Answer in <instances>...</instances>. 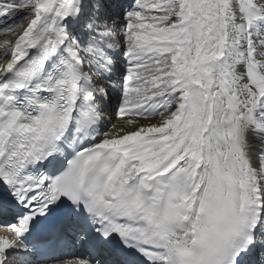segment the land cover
I'll list each match as a JSON object with an SVG mask.
<instances>
[{
	"label": "snow or ice",
	"instance_id": "snow-or-ice-1",
	"mask_svg": "<svg viewBox=\"0 0 264 264\" xmlns=\"http://www.w3.org/2000/svg\"><path fill=\"white\" fill-rule=\"evenodd\" d=\"M0 264H264V0H0Z\"/></svg>",
	"mask_w": 264,
	"mask_h": 264
}]
</instances>
